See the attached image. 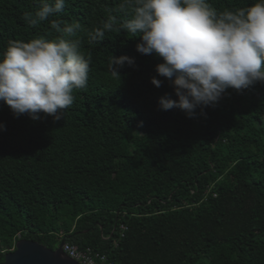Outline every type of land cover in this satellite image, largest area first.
<instances>
[{"label": "trees", "instance_id": "16d2710c", "mask_svg": "<svg viewBox=\"0 0 264 264\" xmlns=\"http://www.w3.org/2000/svg\"><path fill=\"white\" fill-rule=\"evenodd\" d=\"M119 2L66 0L30 26L22 17L37 0H0V54L10 39L61 35L52 21L79 22L73 39L91 60L58 121L14 117L0 102V263L24 239L50 250L63 241L103 257L97 264H264V83L229 88L192 118L162 110L161 97L178 98L155 71L163 59L117 30L126 12L89 42ZM208 2L221 12L256 0ZM112 55L134 64L115 77Z\"/></svg>", "mask_w": 264, "mask_h": 264}, {"label": "clouds", "instance_id": "9594fccd", "mask_svg": "<svg viewBox=\"0 0 264 264\" xmlns=\"http://www.w3.org/2000/svg\"><path fill=\"white\" fill-rule=\"evenodd\" d=\"M37 3L35 13L22 17L30 26L66 6V0ZM117 12L128 14L117 30L142 41L136 51L155 53L164 61L155 71L170 82L178 99L161 97L162 110L179 108L192 118L197 108L216 104L229 88L240 91L264 83V0L221 12L208 0H120L101 26L88 33L90 43L102 41L117 26ZM51 28L61 35L10 39L0 54V102L14 117L27 114L39 120L43 113L58 121L73 104V91L87 86L91 60L82 54L80 39H73L81 24L52 21ZM126 63L132 66L134 59L112 55L109 71L120 77ZM150 82L157 88L162 84L155 77ZM0 130L5 126L0 124Z\"/></svg>", "mask_w": 264, "mask_h": 264}, {"label": "water", "instance_id": "95a60500", "mask_svg": "<svg viewBox=\"0 0 264 264\" xmlns=\"http://www.w3.org/2000/svg\"><path fill=\"white\" fill-rule=\"evenodd\" d=\"M61 241L55 250H50L30 240H19L14 250L4 256L0 264H79L62 250Z\"/></svg>", "mask_w": 264, "mask_h": 264}, {"label": "built area", "instance_id": "2783aa9c", "mask_svg": "<svg viewBox=\"0 0 264 264\" xmlns=\"http://www.w3.org/2000/svg\"><path fill=\"white\" fill-rule=\"evenodd\" d=\"M63 252L71 259L77 261L79 264H97L96 260L102 261L103 257L92 255L89 250L85 252H79L76 247L64 244L62 246Z\"/></svg>", "mask_w": 264, "mask_h": 264}]
</instances>
